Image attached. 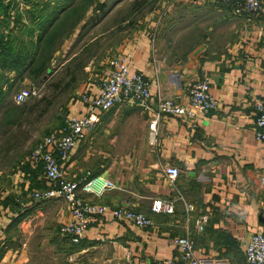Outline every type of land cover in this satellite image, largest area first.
<instances>
[{
	"label": "crops",
	"instance_id": "crops-1",
	"mask_svg": "<svg viewBox=\"0 0 264 264\" xmlns=\"http://www.w3.org/2000/svg\"><path fill=\"white\" fill-rule=\"evenodd\" d=\"M46 1L59 2L0 0V44L35 40L37 20L45 14L31 21L29 10ZM147 1L149 8H138L143 15L136 29L112 50L104 49L106 55L131 52L129 69L146 76L153 102L158 93H169L184 103L187 83L207 78L216 108L196 124L180 115H163L150 137V114L118 103L100 113L61 168L66 180L94 175L111 179L116 186L99 195L78 194L88 201L142 211L153 224L138 227L100 215L80 241L72 243L58 231L70 220L65 200L32 197L48 182L42 170L27 161L16 166L0 195V264H155L176 257L173 240L183 236L194 240L197 256L248 264L244 250L249 238L264 233V148L253 126L255 104L264 96V0L257 13L240 15L224 0ZM90 33L88 29L57 39L61 64L83 45H93ZM71 43L73 49L67 51ZM106 55L96 64L108 63ZM95 57L87 59L85 69ZM7 74L12 81L14 72ZM65 111L85 113L78 93L67 100ZM166 163L179 168L175 181L163 172ZM156 197L174 199L175 211H152Z\"/></svg>",
	"mask_w": 264,
	"mask_h": 264
},
{
	"label": "built area",
	"instance_id": "built-area-1",
	"mask_svg": "<svg viewBox=\"0 0 264 264\" xmlns=\"http://www.w3.org/2000/svg\"><path fill=\"white\" fill-rule=\"evenodd\" d=\"M224 1L231 6L233 13L238 15L257 13L263 5V0ZM131 59V52L112 56L108 62V72L94 84V89L87 88L88 90L79 94V99L85 106V113L66 112L58 128L36 142L28 155L30 165L34 168L41 166L43 176L48 182L46 187L35 190L32 197L36 200L53 198L65 200L70 220L61 224L58 231L72 243L79 242L94 218L100 215L109 214L117 220L129 221L138 227H149L153 224L151 218L142 211L126 206H109L88 201L78 194L81 190L99 195L104 190L116 186L111 179L102 175L79 180H66L63 177L61 163L68 160L71 151L94 128L101 112L118 103L139 106L150 114L148 128L152 137L156 133L158 120L163 115H180L196 124L195 120L205 118L217 106V100L210 92L207 78L187 83V101L184 103L169 93H158L153 102L146 76L140 71H130ZM36 94L35 87L25 86L14 93L13 100L17 104L23 103ZM253 126L254 136L264 148V96L255 104ZM163 172L170 181H175L179 175V168L166 163ZM150 209L171 214L175 211L174 199L153 198ZM187 210H192V204H188ZM197 226L201 229L200 221L197 222ZM173 244L178 250V255L158 260L155 264L223 263L218 257L197 256L195 242L190 236L174 238ZM244 252L248 264H264V233L253 234Z\"/></svg>",
	"mask_w": 264,
	"mask_h": 264
},
{
	"label": "rangeland",
	"instance_id": "rangeland-1",
	"mask_svg": "<svg viewBox=\"0 0 264 264\" xmlns=\"http://www.w3.org/2000/svg\"><path fill=\"white\" fill-rule=\"evenodd\" d=\"M94 2L96 0L90 2L91 4L86 9L85 15L90 16L92 9L96 7V4L93 5ZM106 3L110 6V10L113 9V12L108 13V19L101 21L97 25L89 23L81 25L79 23L70 32L71 36L74 33H77V36H79L89 29L91 33L87 38L95 36V39L92 41L93 45L91 43L83 45L75 55L76 60L69 59L70 61L63 64H61V48L53 50L50 58L47 59V65H43L45 67L43 72L45 74L44 77L27 73L13 88L12 97L18 89L25 86L35 87L37 94L32 95L26 101L19 104L13 100L15 105L20 107L25 106V113L19 117L15 125L9 127L2 126L0 128V195L9 187V175L14 172L16 166L25 162L27 163L28 155L36 142L58 128L63 115L66 114L65 107L67 100L72 96L75 97L77 93L79 96L82 91L97 83L99 78L104 75V71L109 68V64L106 62L101 65L96 64V59L105 56L106 49L108 51L112 50L122 37L127 36V34L136 29L137 25H139L137 20L141 19L143 15L140 9L144 8L143 11H145V8H149L151 1L105 0ZM101 12L99 11V13ZM162 20L158 25L157 36L161 30L160 24ZM102 31L104 32L102 33ZM105 36L106 42L103 39ZM97 39H100V41H96ZM90 46L92 47L90 48ZM93 47H97L98 50L93 49ZM110 47L112 48L109 49ZM72 49L73 43H71L67 51H72ZM94 55L96 57L93 60V65L85 69L84 63ZM108 56L109 59L115 56V50L114 53L109 52L106 57ZM77 60L78 62L76 63ZM80 63L84 64V66H80ZM35 67L36 64L33 68ZM73 76L75 77L74 79Z\"/></svg>",
	"mask_w": 264,
	"mask_h": 264
},
{
	"label": "trees",
	"instance_id": "trees-1",
	"mask_svg": "<svg viewBox=\"0 0 264 264\" xmlns=\"http://www.w3.org/2000/svg\"><path fill=\"white\" fill-rule=\"evenodd\" d=\"M91 1L59 0L53 4L50 1L43 2L42 6L35 4V9L31 12L29 10L30 20H37L45 14L42 20H37L39 32L36 39L27 42L18 40L15 43L10 41L0 44V111H2L0 113V128L15 125L19 117L25 113V106L15 105L10 94L16 82L23 79L27 73L44 77L45 67L43 65H47V59L50 58L53 50L58 48L59 41L57 39H61L63 36L67 37L79 23L81 25L98 23L110 9V6L105 4V0H96L93 4H96V7L92 9L90 16H87L85 15L86 9L90 6ZM99 11L102 12L99 13ZM71 59L76 60V57L73 56ZM35 64L36 67L33 68ZM80 66H84V64L80 63ZM11 71L14 72L15 77L9 81L7 73ZM38 168L42 170L41 166Z\"/></svg>",
	"mask_w": 264,
	"mask_h": 264
}]
</instances>
